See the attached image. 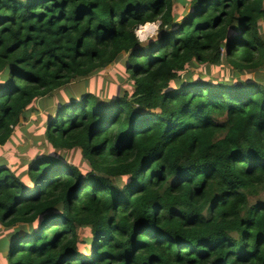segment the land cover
Returning a JSON list of instances; mask_svg holds the SVG:
<instances>
[{
  "label": "trees",
  "instance_id": "obj_1",
  "mask_svg": "<svg viewBox=\"0 0 264 264\" xmlns=\"http://www.w3.org/2000/svg\"><path fill=\"white\" fill-rule=\"evenodd\" d=\"M179 1L173 27L175 0H0V147L75 81L125 58L132 82L41 118L85 174L57 153L29 184L0 165V264H264V81L189 71L264 69V0Z\"/></svg>",
  "mask_w": 264,
  "mask_h": 264
},
{
  "label": "rangeland",
  "instance_id": "obj_2",
  "mask_svg": "<svg viewBox=\"0 0 264 264\" xmlns=\"http://www.w3.org/2000/svg\"><path fill=\"white\" fill-rule=\"evenodd\" d=\"M174 9L180 13V19L175 22L173 27L179 25L183 18H185L191 10L189 4L182 6L179 0H175ZM149 24V23H148ZM160 23H153L143 30V35L140 36V27L136 30L137 38L145 43L149 40L155 39L159 34ZM121 62L108 67L102 73L94 75L88 79H81L73 82L68 87L62 89L56 94L48 98L39 99L34 103L36 112H32L28 116V120L22 121V128H19L11 142L3 147H0V165H4L16 175L23 179V182L28 183V178L24 177L29 164L36 158L44 154H60L65 159L77 166L85 174L89 168L82 158L79 150L68 151H54L46 142L44 137V130H39L41 118H46V113H53L54 109L59 103H68L71 97L79 98L83 93H92L104 100H110L115 96L121 95L123 91H127L132 87V82L129 80L125 72L123 63ZM189 71L193 72L195 77L205 75L206 78L213 79H228L235 81V83L245 81L250 77L256 81H264V69L260 72H241L239 76H235L234 72L228 64L221 66L206 67L204 65H196L191 67ZM239 79V80H238ZM81 235V234H80ZM82 239V235L80 236Z\"/></svg>",
  "mask_w": 264,
  "mask_h": 264
}]
</instances>
